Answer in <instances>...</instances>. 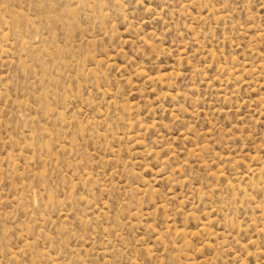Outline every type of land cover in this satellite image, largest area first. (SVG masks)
<instances>
[{"label":"rangeland","instance_id":"obj_1","mask_svg":"<svg viewBox=\"0 0 264 264\" xmlns=\"http://www.w3.org/2000/svg\"><path fill=\"white\" fill-rule=\"evenodd\" d=\"M0 264H264V0H0Z\"/></svg>","mask_w":264,"mask_h":264}]
</instances>
